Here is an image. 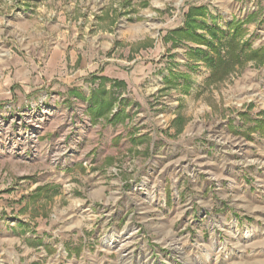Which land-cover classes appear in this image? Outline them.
I'll return each mask as SVG.
<instances>
[{
  "label": "rangeland",
  "instance_id": "1",
  "mask_svg": "<svg viewBox=\"0 0 264 264\" xmlns=\"http://www.w3.org/2000/svg\"><path fill=\"white\" fill-rule=\"evenodd\" d=\"M233 1L0 0V264H264V0Z\"/></svg>",
  "mask_w": 264,
  "mask_h": 264
},
{
  "label": "crops",
  "instance_id": "2",
  "mask_svg": "<svg viewBox=\"0 0 264 264\" xmlns=\"http://www.w3.org/2000/svg\"><path fill=\"white\" fill-rule=\"evenodd\" d=\"M221 2H225V3H222L223 7L226 6V7L232 8L234 6L233 0H221ZM89 23H90V21H86L85 22V29L83 28V30H82L83 34L87 33L86 37L97 38V37H100L102 35L103 36L107 35L106 33L99 31V30H96V29L92 30L93 34L88 35V30H89L88 26L90 25ZM101 23H102V21H99V23L97 25V29ZM103 51H104V48L101 49L100 47H94V45L90 42V40H88L87 44H86V41L83 40V44L81 46H78V47L73 48L71 50V52H70L71 59L70 60H71V62H72L71 64L73 66L76 67L77 61H79V59L82 58L79 67L82 68V70H83L81 72L83 75V78H82L81 82L76 83V84H71L70 86H74V85H78V84L81 85L82 86L81 88L84 89L85 96L80 97L81 95L77 96V94H71L70 98H75L77 100H81L82 102H87V103L90 102V100L85 98V97H88L90 94H89V91H87V89H86V87L89 88L88 82L87 81L85 82L84 79H85V77H87V79L89 80V78L93 75V74H90V72L92 70H95L96 68L97 69L99 68V66H100L99 62H98L99 57H100L99 54L102 53ZM65 58H66V55L64 54L63 51L57 52L54 54V56H52V60L57 61L58 64L61 63L63 60L65 61ZM108 65H110V64H108ZM108 69L109 68L103 69V72H101V73L96 72L95 74L96 75L100 74L101 76L105 75V76L115 77V76H113V74L107 73ZM67 96L69 97L70 95H67ZM99 101H101V99L100 100L98 99V102ZM96 105H98V104H96ZM82 111H84V110H82ZM86 111H89V109L87 108ZM81 114H84V113L81 112Z\"/></svg>",
  "mask_w": 264,
  "mask_h": 264
},
{
  "label": "trees",
  "instance_id": "3",
  "mask_svg": "<svg viewBox=\"0 0 264 264\" xmlns=\"http://www.w3.org/2000/svg\"><path fill=\"white\" fill-rule=\"evenodd\" d=\"M206 15V7L204 6H193L189 9L188 11V18H187V27L185 29H181L176 31V34L181 35V36H187L189 38H194L197 39L201 42L205 41V38L203 36L200 35H196V32L194 31V29L196 28H203V26L205 27V23L201 20H199L198 17H202L204 18ZM214 31H212L213 33ZM244 34V29L241 28L240 23L236 24L235 26V33L233 34L234 36L238 35L241 36ZM237 43L234 42L233 43V51L231 53L232 59L233 61L229 60H225L222 57H220L218 59V61L215 63L213 71H214V75L216 76L218 71H220L221 73H224L228 70V68L231 66V64L235 61V62H240V52L236 51L235 47ZM241 52H244V50H241ZM248 54V59L250 58H258L260 57V60L263 59L264 57V48H260V49H252L250 51H247ZM219 72V73H220Z\"/></svg>",
  "mask_w": 264,
  "mask_h": 264
}]
</instances>
